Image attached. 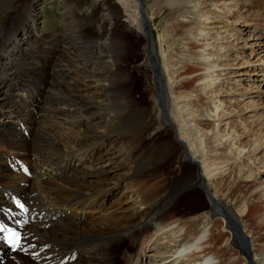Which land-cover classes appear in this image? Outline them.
I'll use <instances>...</instances> for the list:
<instances>
[{"label":"rangeland","instance_id":"rangeland-1","mask_svg":"<svg viewBox=\"0 0 264 264\" xmlns=\"http://www.w3.org/2000/svg\"><path fill=\"white\" fill-rule=\"evenodd\" d=\"M9 1L10 3H12V1L13 3L15 2V9L10 11ZM45 1L47 2L44 3ZM142 1L144 3L143 8L145 9L146 20H148L146 21L147 28L154 48L157 50V55L160 57V51L164 49L165 45L164 42H162L164 40L171 45V51L175 53L174 57L176 58H174L173 61L174 63L178 61V66L176 65L174 69L179 73L173 78L172 82L174 86H177V84L182 85L185 81H189V76H186L185 69L188 65L191 66L192 63L196 62L195 58L197 56L195 53L192 54L194 55V59L189 62L190 53L187 51L190 50V45L195 42L193 39L190 40L189 38L197 37L200 33L199 29L202 27L199 25V22H201L199 20L204 19L202 15L209 9L211 10L209 14L216 12V25L213 26L216 29L210 28V30L207 31V33L210 34L207 36V39L211 43L219 42L223 45V49L219 47L215 51L217 58L220 50V61L218 63L220 67L216 70L220 72L217 74H222V76L220 75L221 78L217 80L218 84L215 86L218 87L217 89L222 88L220 89V96H218L217 99L218 101L220 100L218 105H221L222 102H224V104L226 103V106L230 108V113L227 112L228 119L225 118L221 126L224 129L226 127L225 124L230 121V126L232 125L230 130L234 127L239 129L241 127L240 122H245L248 126L255 129L257 127L256 122H258L260 116L264 118V1L200 0V6L197 7V9L187 7L186 10L181 11H179V8L175 9V11L171 10V7L166 2H162L156 7V0ZM195 1V4H197L198 0ZM40 4H43V10H40ZM193 4L194 2L189 5L192 6ZM113 6L120 10L118 15L111 13L109 10V8ZM4 8H7L6 12L8 13L2 11ZM229 9H231L230 12ZM0 11L4 17L3 24L0 25V54L4 49L8 51L13 47V50L8 55L10 56L9 59L2 57L4 60L3 63L8 62V68L11 69L12 73L18 74L19 77L17 79L16 76V80H13V85H19L17 89H12L11 87V80L14 78L13 74L8 73L0 78V95L7 93L11 95L10 101L19 99V101L22 100V102L27 104L26 110H24L25 106L23 107V112L19 110V112H16V109L11 108L10 105L0 106V129L2 136L23 140L24 135L22 132L24 133L32 130L29 136H25V141H36V134L34 135L33 133L36 124L30 121L31 114L27 116L30 126L26 124L27 122L23 115L27 114L28 110H32L33 108L36 110L40 109L41 104V107L50 103L53 107L56 106L60 108L66 90L73 93V90L77 86H80L81 83H84V85L88 83L84 78L86 74L83 76L80 74V72L83 71L79 70V56H82V60L85 59L91 62L94 73L104 68L112 70L111 81L114 84L116 82L119 93L117 95H115L114 92L111 93V97H108L106 104L113 118L120 114V118L118 117L119 122L117 121L115 125V132L119 134L120 137V140L118 137L119 143L116 144L109 141L107 144L103 141L94 144L90 143L89 146H83L85 144H82L81 150L70 155L74 161H78V166L75 167L73 165L74 168L67 170L68 172L62 175L67 176L69 174L80 173L81 176L80 179H78V183L87 185H98L100 179L108 181V183L107 181L103 183L108 189L102 194L84 196V199L94 198L97 200L92 203L94 205H92L89 210L84 212L85 224L89 221L90 223H98L103 218H115L119 216L131 217L133 212L140 209V206H134V204H138L139 201L136 196H134L133 191L135 188L139 189L140 181L133 188L132 183L127 185L125 181L118 182V179L123 177L130 168L126 163L125 155L120 154V151H129L130 149H126V146H123V142L135 131L138 121H141V123H144H142V125H144V132L140 140L141 145L139 146V151H148V153L143 155V158H146V164L142 165L140 170L143 174L145 173L149 176L148 184H153L155 182L161 183L157 193V197L161 199L163 203V206L157 210L158 213H163L160 217L168 215L173 220L177 219L185 228H188V232L183 236V242L192 239L193 235L203 228V224L206 221L218 223L217 229H220L222 217L217 213L216 207H214L204 189L205 184L209 185L207 184L208 182L206 181L205 183V180H203L202 184L197 185L192 190H188V183L192 181L194 176L191 168L197 165V161L196 164L194 163L191 165L179 144L177 142H174V144L172 143L173 136L171 129L166 128L165 116L161 114L158 108L155 110L156 114L154 113L152 118L145 115L141 109L138 108L139 106L148 107L147 109L152 112V88L153 86L156 88L158 87L155 78H153L150 85L147 84L149 81L148 79L153 76L150 68L153 64L150 63L149 58H146L150 56L151 51L148 43L136 36L134 33L136 29L135 26L133 27V32H131L128 27H126V24L123 23L122 28L124 30H122L125 33V38L129 44L133 45L132 49L125 54L126 63L124 64V68L126 67L125 69L131 76L128 82L126 79L127 75H125L126 73L124 71L117 67L116 70L112 68L114 62H116L117 65L123 56H121V54L116 55L118 51L114 52L113 56L110 57L111 59L103 58L101 61H95V50H91V48L94 43L99 41L98 36L102 34L98 35V32L102 31V27L105 26L110 17L115 15V17H120L122 22L128 21L120 4L115 0H0ZM30 12L32 13L31 16H35L34 21L30 19ZM242 18L248 19L246 25L243 24L244 21ZM236 19L238 20L237 22ZM154 20L155 22H153ZM126 23L127 25L129 24V22ZM218 31L221 33L218 34ZM23 34H26L25 42L22 36ZM29 37L31 39H29L30 41L27 40ZM216 38H219V40H215ZM160 43L161 45H159ZM73 44L76 45L73 46ZM77 45H80V48H78ZM161 46L163 48H161ZM173 53L171 52V54ZM154 57L156 61H158L156 54ZM221 57L223 58L221 59ZM124 58L125 57H123V60ZM182 58H186L185 61ZM85 68L87 69L85 66L82 69L87 72ZM140 68H142V72H139ZM196 71L200 70L196 69ZM189 73L190 69H188V74ZM80 76H82L85 81L84 79H80ZM117 80L119 83H117ZM162 80L168 87L169 83L167 79L163 77ZM105 81L106 80L98 81L100 85L96 84L97 82L93 83L95 85L89 90H100L99 96H104V86H107ZM9 85L10 87H8ZM197 85L199 84L188 85L186 90L191 93L196 89ZM55 90H58L57 94H59L60 97L63 95V98L54 97L53 95H56V92H54ZM178 91L179 90L175 88L174 92L178 94ZM183 91L184 90H182V92ZM206 92V100L207 102L208 100L211 102V97L216 91L210 87V91L207 90ZM128 96L133 102V107L129 108V106L126 105L125 109L124 105L127 104L125 100ZM199 99L201 100L200 103H196L192 105L191 108L188 107V109L190 108L189 110H198L200 112L204 99L202 97ZM110 100L112 101L111 103ZM24 103H21V106L24 105ZM158 103L161 104L163 111L165 106L164 100L159 97ZM54 109L52 116L55 113L59 115L63 114L62 111H56V108ZM202 111L204 112L205 109H202ZM8 112L18 117H16L15 120L11 119ZM124 113L125 115H123ZM67 114H69V111H67ZM110 118H112V116ZM19 125L22 127L21 130L23 129L22 131L16 129ZM74 126H76V129H74L73 132L85 130L91 126V122L89 123L83 119ZM69 128L68 123H65L61 133L59 131L54 132V134L53 131L48 128L45 132H38L51 137L53 140H58L50 142L49 144L51 148L55 149L65 144L68 145L66 139H61L62 142L59 139L66 133L70 135L71 129ZM203 128L208 129L212 127L208 126L207 128V125H205ZM91 129L93 131L97 130L98 133L94 132L98 135H101L103 131V128L100 127L93 128L92 126L90 130ZM226 129L229 130V127ZM239 132L241 131L239 130ZM83 138L84 137H81L80 140L82 141ZM87 140L89 141V139ZM8 141L7 143L0 141V155L5 153L9 154L11 151L15 150V147H13L11 143H8ZM242 142L243 146H248L251 143V138L243 137ZM49 145H45L42 142L40 143L42 150L50 149ZM166 148L168 149L166 150ZM61 149L65 148L62 147ZM223 149L220 150V152H222L220 165H227V167L220 169V174L212 184L215 186L219 202L226 208L238 211V209H244L253 203V199L248 198L246 195L247 192L252 189L253 183L246 180V178L249 174L253 175L255 171H252L251 167H243L242 164L240 165L241 168L239 165L237 166L233 158L225 153L227 148ZM165 151L169 152L166 153ZM87 152L92 155L86 156ZM113 156L116 157L113 158ZM56 160L58 159H54L52 162ZM251 160L254 161L256 167L261 169V166L264 165V150L259 156ZM151 164H154L156 167V172L152 171ZM7 165L10 164L7 163L6 167ZM102 171H105V173L101 176L96 175L97 172L101 173ZM151 173L154 175H151ZM4 174L12 177L10 172H3L2 176H4ZM56 179L60 178L57 177ZM58 183L64 184V181L59 180ZM129 185L131 187H129ZM98 189L97 187L95 191ZM73 199L78 200L80 203L83 198L78 195ZM100 199L104 200V203L99 205L101 209H94L97 207V202H99ZM135 207L137 210L131 209ZM141 212L144 216L146 214L145 208L140 210L139 213ZM69 216L70 214L58 216L51 222L54 226H57V221L55 220L61 219L62 222H69ZM41 219L40 216L39 222ZM149 220H152V218ZM242 226L244 229L246 228V234L249 233L250 241H256L260 238L264 240L263 230L255 227L252 217L243 219ZM147 235L153 239L155 244L149 245V248H146L145 252L142 250L144 254L141 251L142 248L140 249L142 240L138 237V242H129L127 239L123 241L120 246L122 255L120 254L119 258L123 255L131 254L132 257L129 261L127 260L126 264L134 263L137 255V260H140L138 264L159 263L158 261L164 260V249L159 245L161 237L160 239L155 238L152 230H149ZM224 242L225 238L221 239L220 235H218L215 240L216 248H220V246L224 245ZM233 244V246L239 250V244L236 241H234ZM141 254H143V258H140ZM229 254L227 256H229ZM250 264H264V262L257 261V259L253 257Z\"/></svg>","mask_w":264,"mask_h":264},{"label":"bare ground","instance_id":"bare-ground-1","mask_svg":"<svg viewBox=\"0 0 264 264\" xmlns=\"http://www.w3.org/2000/svg\"><path fill=\"white\" fill-rule=\"evenodd\" d=\"M115 1L121 5V9L128 19L126 22H129L130 25H127L126 22H122L120 17H115V15H118L120 12L118 8H115V6L109 8L111 13L115 15L110 17L105 26L102 27V31L98 32V35H102L98 36L99 41L94 43L91 48V50H95V61H101L103 58H110L113 56L114 52L118 51V53L116 52V55L121 54V56H123L117 65L116 62L111 65L115 70L117 67L124 71L126 73L125 75H127L126 79L128 82L131 76L125 69L126 67L124 68V64L126 63L125 54L132 49L133 45L129 44L125 38V33L123 32L124 29L122 28L123 23L126 24V27H128L131 32H133V27L135 26L136 29L134 30V33L136 36L142 38L148 43L151 51L150 56H147L146 58H149L150 63L153 64L150 67L153 76L148 79L149 81L147 84L150 85L153 78H155L158 87L156 88L153 86L152 88V112L147 109L148 107L139 106L138 108L151 118L153 117L155 110L158 108L161 111V114L165 116L166 128L171 129L173 136L172 143L174 144V142H177L179 144L191 165L194 163L196 164L197 161V165L191 168L194 176L192 181L188 183V190H192L197 185L202 184L203 180H205V183L206 181L208 182L207 184L209 185L205 184L204 189L212 204L216 207L217 213L222 217L220 229H217L218 223L216 224L206 221L203 224V228L196 232L192 239L183 242V236L188 232V228H185L177 219L173 220L168 215L160 217L163 213L160 214L157 210L163 206V203L161 199L157 197V193L161 183L155 182L153 184H148L149 176L145 173L143 174L140 170V167L146 164V158H143V155L148 153V151H139V146L141 145L140 140L142 139V133L144 132V125H142L143 122L141 123V121H138L135 131H133V133L127 137L128 139L123 142V146H126V149H130L129 151H120V154L125 155L126 163L130 168L123 177L118 179L119 181L117 180L118 182L125 181L127 185L132 183L133 188L140 181L139 189H133L134 196H136L139 201L138 204H134V206H140V209L137 210L136 207L131 208L137 210L132 213L131 217L119 216L115 218H103L98 223L95 222L96 224L90 223V221L85 224L84 212L89 210L90 207L94 205L92 203L97 200L94 198L84 199V196L102 194L108 189L103 184L106 183L107 180L100 179L98 185H87L84 183H78V179H80L81 176L80 173L69 174L67 176L62 175L66 174V172H68L67 170L74 168L73 165L75 167L78 166V161H74L70 155L81 150L82 144H85L83 146H89L90 143L94 144L103 141L107 144L109 141L111 143H119V134L115 132V125L117 121L119 122L118 117L120 114L113 118V115L107 108L106 104L111 93L114 92L115 95L119 93L116 87V82L114 84L111 81L112 70L104 68L94 73L91 67V62L85 59L82 60V56H79V70L83 71L80 72V74L82 76L86 74L84 78L88 83L86 85L81 83L80 86H75L76 88L73 90V93L66 90L64 98L63 95L60 97L59 94H57L58 90H55L54 92H56V95L53 96L63 98L60 108H57L56 106L53 107L50 103L41 107V104L40 109L36 110L33 108L32 110H28L27 114L23 115L26 119V124L29 125L27 116H30L29 114H31L30 121L36 124L35 127L33 126L34 129L31 128L34 131V135L36 134L35 140L37 142L25 141L26 135H24V133H29L30 135V131L32 130L24 133L22 132L24 135L23 140H16L2 136L0 129V141L7 143L8 140L12 139L8 141V143H11V145L15 147V150L11 151L12 153L10 152L9 154L5 153L0 155V205H2V207H8V205H5L7 203V197L10 198L13 194L20 195L25 199H28L32 204V213L35 215L34 220L26 227L28 252L25 254L17 252L14 255L7 256L5 264H126L127 260L129 261L132 255H123L119 258L122 253L120 246L123 241L127 239L129 242H138L139 240H137V238L140 237L142 240L140 243V249L142 248L141 251L144 250L145 252V249L149 248V245L155 244L153 239L147 235L149 230H152L155 238L160 239L161 237L159 245L164 249V260L152 264H250L253 257L256 258L257 261L264 262V240L260 238L256 241H250L249 233L246 234L247 230L242 226L243 219L252 217L254 219L255 227L262 229L264 232V165L259 169L255 166L254 161L251 160L252 158L259 156L264 150V118L263 116H260L258 122H256L257 127L255 129L248 126L245 122H240L241 127L239 129L234 127L230 130L232 125L230 126L231 122L229 120V122L225 124L226 127L224 129L221 126L224 119H228L227 112L230 113V108L226 106V103L224 104V102H222L221 105H218L220 100L218 101L217 99L218 96H220V89L222 88L217 89L218 87L215 86L218 84L217 80L221 78L220 75L222 76V74H217L220 72L216 70L220 67L218 64L220 61V50L217 58L215 51L219 47L222 48L223 45L219 42L211 43L207 39V36L210 35L207 31H209L210 28L216 29L213 27L216 25V12L209 14L211 11L209 9L202 15L204 19L199 20L201 21L199 22V25L202 27L199 29L200 33L197 37L189 38L190 40L193 39L195 41L190 45V50L187 51L190 53L189 62L194 59V55L192 54H197L195 58L196 62L192 63L191 66L188 65L185 69V74L186 76H189V81H185L182 85L177 84V86H174V83L172 82L173 78L179 73L174 67L178 64V61L177 63L175 62L176 64L174 63L173 59L176 58L174 57L175 53H173L174 51H171V45L165 40L162 41L165 45V50L163 49L164 53L163 51H160V57L157 55V50L154 48L147 28L146 21L148 20H146L143 1ZM162 2H166L171 7V10L174 11L177 8L181 11L186 10L187 7L197 9V7L200 6V0L197 1V4H195V0H156V7ZM193 2L194 4L190 6L189 4ZM14 3L13 1L12 3L9 1V11L15 9ZM6 10L7 8L2 9L3 12H6ZM230 10L231 9H229V12ZM31 15L32 13L30 12V19L34 21L35 16L33 17ZM242 19L244 21L243 24L246 25L248 19ZM3 21V14L0 13V25L3 24ZM237 21L238 20L236 19V22ZM153 22H155V20ZM217 33L219 34L221 32L218 31ZM22 36L25 42L26 34H23ZM29 39L30 37L27 40ZM215 40H219V38H216ZM76 44H73V46ZM159 45H161V43ZM77 47L80 48V45H77ZM161 48L163 47L161 46ZM4 50L0 54V78L8 73L13 74L14 78L11 80V87L12 89H17L19 85H13V80H16V76L17 79L19 78L18 74L16 75L14 72L12 73L11 69L7 66L8 62L3 63V58L9 59L10 56L8 55L13 50V47L8 51ZM171 52L173 54H171ZM155 54L158 61H156L154 57ZM123 57H125L124 60ZM222 58L223 57H221V59ZM182 59L185 61L186 58ZM84 66L87 67V69L85 68L87 72L82 69ZM188 69H190L189 74ZM196 69H199L200 71H196ZM139 72H142V68H140ZM82 76H80V79H84ZM163 77L167 79L169 83L168 87L163 83ZM97 80H106L105 82L107 83V86H104V96H99L100 90H89L95 85L93 84L95 82L100 85V82ZM117 83H119V81ZM196 84L199 85L196 86V89L193 92L190 93L186 90L188 85ZM8 87H10V85ZM210 87L216 92L213 93L211 102L209 100L207 102L206 91H210ZM175 88L176 90H179L178 94L174 92ZM182 90L184 91L182 92ZM158 96L165 102L163 111L161 104L158 103ZM10 97L11 95L7 93L0 95V106L10 105L11 108L16 109V112H23L26 110V103L22 102V100L19 101V99L16 101H10ZM201 97L204 99L202 109H205V111L203 112L202 109L200 112L198 110H189L192 105L201 102L199 99ZM111 102L112 101L110 100V103ZM125 102L127 104H123L124 108L126 105H128L129 108L133 107V102L129 96L126 98ZM21 103H24V105L21 106ZM24 106L25 109L23 110ZM188 107L190 108L188 109ZM54 108H56V111H62L63 114L59 115L58 113H55L52 116V112L55 110ZM67 111H69V114H67ZM9 113L10 112H8V115L11 119L15 120L16 117H18L17 115ZM123 115H125V113ZM111 116L112 118H110ZM83 119L89 123L91 122V126L85 130L73 132V130L76 129V126L74 125L81 122ZM65 123H68V126L70 127L69 129H71L70 135L66 133L59 140L66 139L68 145H62L65 149H61L62 147L55 149L51 148L49 145L50 142L58 140H53L51 137L41 134L40 132H45L48 128L53 131V133L59 131L61 133L64 129ZM205 125H207V128L208 126L212 128L205 129L203 128ZM92 126L93 128H103L102 134L100 133L101 135H98L95 133L97 130H94L95 132L92 129L90 130ZM228 127L229 130L226 129ZM21 128L20 125L16 127L17 130H21ZM239 130L241 132H239ZM81 137H84L82 141L80 140ZM243 137L251 138V143L248 146L242 145ZM87 139H89V141ZM41 142L45 145L48 144L50 149H43L46 150L43 151L40 146ZM223 148H227L225 153L233 158L237 166L239 165L241 168L240 165L242 164L243 167H251L252 171H255L253 175L249 174L247 178L245 177L246 180L253 183V187L251 186L252 189L246 194L248 198L253 199V203L251 202L252 204L248 207L238 209V211L226 208L219 202L215 186L212 184L220 174V169L227 167V165H220V157H222V152H220V150ZM167 149L168 148H166V150ZM165 152L168 153L169 151ZM91 155L92 154L89 152L86 153V156ZM116 156H113V158ZM54 159L58 160L52 162ZM6 162L10 164L7 165V167ZM22 165H28L31 167L33 172L32 177L28 178V176H25L22 173ZM150 166L153 169L152 171H157L154 164H151ZM3 172H10L12 177L6 174L2 176ZM103 173H105V171H102L101 173L97 172L96 175L101 176ZM151 175L154 174L151 173ZM57 177L60 179H56ZM59 180H63L64 184L58 183ZM130 185L129 187H131ZM97 187L99 189L95 191ZM78 195L83 198L80 203L78 200L73 199ZM97 203V207L94 209H101L99 205H102L104 200L100 199ZM144 208L146 214L143 216L142 212H139ZM66 214H70L69 222H62L61 219H57L55 220L57 221V226H54L51 222L58 216H65ZM40 216L42 219L39 222ZM150 218H152L153 221L149 220ZM36 220L38 221L35 222ZM218 235H220L221 239L225 238L224 245L220 246V248H216L215 246V240ZM234 241L239 244V250L233 246ZM36 252L39 254L36 257H33L32 254ZM143 254H141V256L139 255L140 258H143ZM228 254L229 256H227ZM137 258L132 264H138V261L140 260H137Z\"/></svg>","mask_w":264,"mask_h":264},{"label":"snow or ice","instance_id":"snow-or-ice-1","mask_svg":"<svg viewBox=\"0 0 264 264\" xmlns=\"http://www.w3.org/2000/svg\"><path fill=\"white\" fill-rule=\"evenodd\" d=\"M3 229H0V231H2ZM18 241H19V237L17 236L16 238H15V242L18 244Z\"/></svg>","mask_w":264,"mask_h":264}]
</instances>
